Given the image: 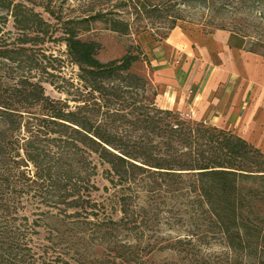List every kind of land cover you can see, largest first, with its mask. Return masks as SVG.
I'll return each instance as SVG.
<instances>
[{
	"label": "rangeland",
	"instance_id": "374dc122",
	"mask_svg": "<svg viewBox=\"0 0 264 264\" xmlns=\"http://www.w3.org/2000/svg\"><path fill=\"white\" fill-rule=\"evenodd\" d=\"M9 1L33 7L51 25V30L57 28L41 45L46 55L53 54L57 59L50 61L55 69L49 66L48 71L54 73L50 79L61 90L43 82L45 94L57 101L55 108L66 117L74 113L77 119L94 127L104 124L114 142L127 151L145 145L152 147L154 155L163 151L183 155L188 150L177 143L170 147L163 144L169 129L164 122H158L163 117L158 109H168L157 102V89L152 81L150 54L159 52V44L173 24L203 32L234 31L247 38L248 49L264 56V0L185 1L180 6L175 0ZM146 1L150 3L146 7L149 13L140 10ZM95 14L100 18L92 19ZM174 17H179L175 23ZM113 19L128 23L127 32L112 30ZM0 25L3 32L11 31L6 36L14 35L10 16L6 24L0 19ZM67 29H73L81 40L97 42L100 45L97 57L102 62L121 58L129 51L140 54L130 69L135 77L129 86L116 82L117 97L86 94L79 81V68L67 59L66 43L59 40ZM47 62L48 59L44 64ZM33 73H37L35 80L47 76L41 70ZM176 116L192 125L200 123L180 114ZM28 119L25 116L24 122ZM168 121L173 123L175 119L165 118V123ZM44 124L47 126L48 122ZM61 130L60 135H48L57 138L49 142V149L53 154L62 145L75 158L67 163L68 171L59 185L30 162L12 163L10 170H3L0 165V201L8 200L11 208L9 215H3L0 209V236L4 233L14 238L22 248L25 264H109L107 261L122 251L130 255L134 252L146 264H196V257L207 264L230 263V253L212 236L195 245H187L185 241L180 246L175 244L187 233H193L180 221L184 219L182 214L169 210L176 200L190 201L195 197L188 174L166 175V169L149 166L145 170L128 168L117 174L110 170L109 164L100 163L98 153L78 141L70 128ZM26 133L24 129L22 136ZM122 198L138 219V228L118 227L115 231L108 230L109 234L102 238L98 231L115 226L111 221L117 223L123 217L119 208ZM163 202L167 205L160 204ZM158 203L161 208L156 209ZM173 245L176 248L172 249ZM183 248L191 251L187 253Z\"/></svg>",
	"mask_w": 264,
	"mask_h": 264
},
{
	"label": "trees",
	"instance_id": "16d2710c",
	"mask_svg": "<svg viewBox=\"0 0 264 264\" xmlns=\"http://www.w3.org/2000/svg\"><path fill=\"white\" fill-rule=\"evenodd\" d=\"M185 1L206 0H175L179 6ZM148 6L150 3L146 1L140 10L149 13L146 10ZM0 12H6L5 15L0 14L4 24L9 16L13 19L15 29L14 35L6 36L11 31L3 32L4 27L0 25V165L3 170L12 163L21 165L30 162L37 171L46 172L50 180L59 185L68 171L67 163L75 156H69V151L66 152L62 145L52 154L49 142L57 141V138L48 135H60L61 128L68 127L78 141L98 153L100 163L109 164L110 170L117 174H122V170L128 168L145 170V166H149L166 169V175L190 176L188 179L195 197L190 201L176 200L169 210L182 214L184 219L180 221L193 233H187L184 239L179 238L176 245L180 246L184 241L187 245H195L212 236L230 253L228 264H264V151L261 148L231 131L202 122L192 125L179 119L176 116L180 114L178 112L158 109V113L163 114L158 122H164L169 129L163 144L170 147L177 143L186 146L187 152L169 155L163 151L160 155H154L150 145L135 151L123 149L114 142L104 124L94 127L77 119L74 113L66 117L55 108L57 101L45 94L43 82H50L61 90L50 79L54 73L48 71L49 66L55 69L50 61L57 59L53 54L46 55L41 46L57 28L51 30V25L41 13L22 2L0 0ZM91 18L98 19L100 15L95 14ZM174 18L175 23L179 17ZM112 22V30L127 32L128 23L118 19ZM175 26L173 24L172 28ZM59 40L66 43L67 59L78 66L79 81L89 96L99 93L103 98L104 94L117 97L116 85L119 84L116 82L129 86L135 77L130 69L139 60L138 53L129 51L121 58L102 62L97 57L100 45L95 41L79 39L73 29H67ZM46 59L48 62L44 64ZM38 70L47 73V76L35 80L37 73L33 71ZM39 114L47 117L41 119L37 116ZM25 116L29 119L24 122ZM167 117H173L175 121L165 123ZM45 122H48L47 126ZM24 129H27V133L22 136ZM9 203L8 200L0 201L3 215L11 213ZM160 204L167 205L166 202ZM160 204H156V209L161 208ZM119 208L123 217L117 223L111 221L115 226L100 229L98 232L102 238L109 234L108 230L115 231L118 227L138 228V219L129 209L125 198L120 199ZM141 210L146 211L144 206ZM129 224L134 227H128ZM182 250L187 253L191 251L188 248ZM134 255V252L130 255L122 251L107 262L146 264V261ZM23 257L21 246L12 236L3 233L0 236V263L25 264ZM196 258V264H207L203 258Z\"/></svg>",
	"mask_w": 264,
	"mask_h": 264
},
{
	"label": "crops",
	"instance_id": "0c3cea01",
	"mask_svg": "<svg viewBox=\"0 0 264 264\" xmlns=\"http://www.w3.org/2000/svg\"><path fill=\"white\" fill-rule=\"evenodd\" d=\"M152 59L157 102L264 149V56L234 31L173 27Z\"/></svg>",
	"mask_w": 264,
	"mask_h": 264
},
{
	"label": "built area",
	"instance_id": "2783aa9c",
	"mask_svg": "<svg viewBox=\"0 0 264 264\" xmlns=\"http://www.w3.org/2000/svg\"><path fill=\"white\" fill-rule=\"evenodd\" d=\"M185 118H188V119H190V116H189V115H186V116H185Z\"/></svg>",
	"mask_w": 264,
	"mask_h": 264
}]
</instances>
